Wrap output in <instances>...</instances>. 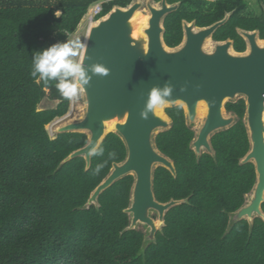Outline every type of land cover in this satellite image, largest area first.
I'll return each mask as SVG.
<instances>
[{
  "label": "trees",
  "instance_id": "1",
  "mask_svg": "<svg viewBox=\"0 0 264 264\" xmlns=\"http://www.w3.org/2000/svg\"><path fill=\"white\" fill-rule=\"evenodd\" d=\"M98 1L0 0V264H264L262 219H254L251 231L247 220L227 231L229 213L244 203L256 178L252 163H240L249 150L243 100L227 104L239 120L212 136L215 156L204 153L199 159L190 147L193 130L184 122L182 107L167 109L174 122L156 136V145L174 161L176 175L156 168L153 189L160 202L187 201L166 212L164 226L145 251L141 230L121 233L129 223L124 209L132 176L104 190L98 207L83 208L112 163L125 158V145L109 133L97 149L103 154L92 155L88 170L83 157L59 167L87 137L50 134L46 126L67 114L71 100L58 93L55 80L37 85L30 68L35 53L74 33ZM131 1L108 0L101 16ZM167 2H180L164 21V41L170 47L182 39V19L196 17L208 25L238 7L215 37L231 35L235 25H242L238 13L243 0ZM260 27L264 34V24ZM45 98L57 101L56 106L39 108ZM99 164L103 167L97 171Z\"/></svg>",
  "mask_w": 264,
  "mask_h": 264
},
{
  "label": "water",
  "instance_id": "2",
  "mask_svg": "<svg viewBox=\"0 0 264 264\" xmlns=\"http://www.w3.org/2000/svg\"><path fill=\"white\" fill-rule=\"evenodd\" d=\"M179 5L167 0H132L125 7L114 5L90 24L83 42V64L91 80L80 96L71 100L68 113L50 125L52 134L79 132L87 137L85 145L72 151L59 167L83 157L88 170L92 149L97 150L109 133L120 137L125 158L112 163L83 208L98 207V197L104 190L132 176L129 204L124 209L129 223L121 233L141 230L142 252L155 242L157 231L165 224L166 212L187 201L160 202L153 189L156 168L165 167L176 175L173 160L156 145V136L172 127V119L165 111L169 107L183 108L186 125L195 131L190 147L199 159L204 153L215 156L212 136L230 128L236 119L233 113L225 112V104L244 99L249 150L240 163H252L256 178L244 203L229 213L227 231L241 220H247L250 231L255 218L264 221V40H257L256 32L242 31L249 45L241 54L232 49L231 41L211 44L212 34L226 23L228 13L223 20L202 29L183 21V40L171 48L164 41V21ZM142 10L148 13V20L139 28L136 13ZM97 63L108 68L109 73L92 75L89 66ZM166 83L172 86L169 106L155 115L150 113L148 119L141 118L152 87Z\"/></svg>",
  "mask_w": 264,
  "mask_h": 264
},
{
  "label": "clouds",
  "instance_id": "3",
  "mask_svg": "<svg viewBox=\"0 0 264 264\" xmlns=\"http://www.w3.org/2000/svg\"><path fill=\"white\" fill-rule=\"evenodd\" d=\"M84 48L79 37L67 40L63 43H55L50 47L35 53L31 61L30 77L39 85L41 80L45 82L55 80V88L66 100H73L89 84L91 76L84 67ZM92 75H107L109 69L97 63L89 66ZM37 75L39 78L37 79ZM184 88H181L183 91ZM172 86L165 84L163 87L154 86L150 90L144 108L140 112L143 119H148L149 114H156L160 110L169 106ZM103 149L97 151L92 149L90 155H102ZM114 158L115 153H109ZM103 164L97 165V171Z\"/></svg>",
  "mask_w": 264,
  "mask_h": 264
},
{
  "label": "flooded vegetation",
  "instance_id": "4",
  "mask_svg": "<svg viewBox=\"0 0 264 264\" xmlns=\"http://www.w3.org/2000/svg\"><path fill=\"white\" fill-rule=\"evenodd\" d=\"M207 1L214 3L217 0H207ZM179 7H180V5H179ZM237 9H238V7H236L235 9H233L231 11H226L224 13L223 18H221L220 20H223L225 18L226 14L230 13L229 18L225 23V24H227ZM194 15H195V12H192V16H194ZM238 16H239V22L238 23H242V25H240V24L235 25L233 28V31L231 32L233 34L227 35L225 37H220V36L215 37V34L218 31V29L225 25V24H223L215 30V32L212 34L209 42L211 44H215V43H220V42L231 41L232 49L235 52L241 54V53H245L248 50V45H249V42H248L249 39L241 33L242 31L247 32V33H255L256 32L255 38H257V40H264V34H263L261 27H260L261 23L264 24V0H252V1L243 0V6L241 8H239ZM220 20H217V21H215L211 24H208V25H203V24L198 23V19L196 17H192L190 20L182 19V22H181L182 23V39L177 45H175L173 47L178 46L183 40V36H184L183 21H186L188 24L194 23V28L202 29V28L209 27L210 25H212V24H214ZM173 47H171V48H173ZM239 100L244 101V99L239 98L234 102H227L225 104V112L228 114L233 113L236 116V119H235L234 123L232 124V126L239 120V116L233 109L227 108V104H234V103L238 102ZM244 104H245V101H244ZM169 108H171V107H169ZM167 109L168 108H166L165 111L169 115V113L167 112ZM182 110H183V108H182ZM183 115H184V122L186 124V117L184 114V110H183ZM169 117L172 119V124H173L174 120H173L172 116L169 115ZM191 130H193V129H191ZM194 136H195V131L193 130V138H194ZM192 139H191V141H192ZM190 144H191V142H190Z\"/></svg>",
  "mask_w": 264,
  "mask_h": 264
},
{
  "label": "rangeland",
  "instance_id": "5",
  "mask_svg": "<svg viewBox=\"0 0 264 264\" xmlns=\"http://www.w3.org/2000/svg\"><path fill=\"white\" fill-rule=\"evenodd\" d=\"M42 1V0H41ZM252 1V0H250ZM60 11H57L56 14L57 15H60ZM142 13L143 14H148L146 11L142 10ZM87 30H88V24H87V18H86V15H84V17L81 19L80 23L78 24L77 26V29L75 30L74 33L68 35V37L63 40L61 43L63 42H66L67 40H70V39H74L76 37H79L80 40H81V43L84 42V39H85V36H86V33H87ZM57 104V101H54V100H51L49 98H45L40 104H39V108L41 109H46V108H52V107H55ZM70 110V109H69ZM68 113V112H67ZM58 119V117L54 120L56 121ZM54 121H52L51 123H53ZM51 123H49L47 126H46V129L50 132V134L52 136H55V134H52V132L50 131V125H52Z\"/></svg>",
  "mask_w": 264,
  "mask_h": 264
},
{
  "label": "built area",
  "instance_id": "6",
  "mask_svg": "<svg viewBox=\"0 0 264 264\" xmlns=\"http://www.w3.org/2000/svg\"><path fill=\"white\" fill-rule=\"evenodd\" d=\"M107 1L108 0H100V1L95 2L92 5H90V7L88 8V10H87V12L85 14L86 18H87L88 27H89L90 24H92L98 18L101 17V13L103 12V5Z\"/></svg>",
  "mask_w": 264,
  "mask_h": 264
},
{
  "label": "bare ground",
  "instance_id": "7",
  "mask_svg": "<svg viewBox=\"0 0 264 264\" xmlns=\"http://www.w3.org/2000/svg\"><path fill=\"white\" fill-rule=\"evenodd\" d=\"M136 18H138V20H137L138 27L140 26L139 28H141L142 26L146 25L147 20H148V15L147 14H143L141 11H139V12L136 13ZM201 111H204V107L203 106L201 107Z\"/></svg>",
  "mask_w": 264,
  "mask_h": 264
}]
</instances>
